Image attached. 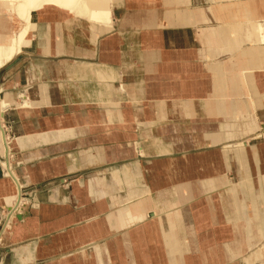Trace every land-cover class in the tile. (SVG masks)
I'll return each mask as SVG.
<instances>
[{
  "label": "crops",
  "instance_id": "1",
  "mask_svg": "<svg viewBox=\"0 0 264 264\" xmlns=\"http://www.w3.org/2000/svg\"><path fill=\"white\" fill-rule=\"evenodd\" d=\"M108 14L110 29L35 13L0 66V98L29 104L2 111L27 207L0 264H260L264 55L242 16L195 0ZM12 195L0 174V212Z\"/></svg>",
  "mask_w": 264,
  "mask_h": 264
},
{
  "label": "bare ground",
  "instance_id": "2",
  "mask_svg": "<svg viewBox=\"0 0 264 264\" xmlns=\"http://www.w3.org/2000/svg\"><path fill=\"white\" fill-rule=\"evenodd\" d=\"M204 1H205L204 3L201 2L198 3V1L195 0V7L201 9V11H204L205 15L206 12L210 13V15H229L231 19H234L235 17L241 15L243 21L240 22L241 24L236 25L235 31L236 32L242 31V34L245 37V40L242 43L246 42L249 49L260 48L259 50H261L262 55H264L263 52L264 51V16H263L264 0H204ZM204 5L206 7H204ZM49 8L65 11L66 13H68V15H73L74 17H82L83 19H86L87 22L88 21L92 22V24L99 23L102 24L103 27L105 28L108 29L111 28V19L109 20V18L111 17H109L108 13L112 11V0H0V15H10V19L8 21V27L4 25L7 30L6 34L0 35V66L4 64V61L12 60V58L15 55L19 54L22 51V48H25L27 47V45H29L30 43L29 33H31L33 29H35V24L32 22L31 19L33 14L41 11H45L46 9ZM217 11H219L220 13ZM232 52L234 55L235 53L234 49ZM258 54L261 58H263L260 53ZM244 55L247 54L245 53ZM248 55H250V53H248ZM244 59L246 58L244 57ZM18 97L20 98L21 96L19 95ZM18 101L19 103H17ZM28 105L29 104L24 100L22 101L16 100L12 104H8L0 98V123L2 122L3 119L2 117L3 109L9 107L12 109H17V108L27 109ZM250 107L252 108V104H250ZM1 127L2 126L0 125V133L2 132ZM1 135H0V148H1L0 150L1 153L2 152L5 153L6 151L12 149V144L14 141L11 139H10L11 141L10 140L7 141L3 137V135L2 136ZM251 139L253 140L264 139V134H262V132L255 133L253 134ZM1 142L3 144H1ZM7 156L9 158V155ZM0 165L2 167V170H0L1 172L0 174L2 175L3 178L7 180L9 178L8 181L13 188V195L11 199L14 198L13 201H15V204L12 205L11 207L12 210L10 209L11 211L7 219L5 220L4 226H2L3 229L0 230V238H1L2 235L4 234L3 231H5L10 226L12 218L15 217V212L18 208L17 207L18 203H22L23 200L21 193V185L17 182V179L13 175L12 171L9 169L7 163L0 162ZM11 199L8 202L9 204L13 202ZM259 255L260 257L264 256V247L260 249ZM260 264H264V259L262 258L260 259Z\"/></svg>",
  "mask_w": 264,
  "mask_h": 264
},
{
  "label": "rangeland",
  "instance_id": "3",
  "mask_svg": "<svg viewBox=\"0 0 264 264\" xmlns=\"http://www.w3.org/2000/svg\"><path fill=\"white\" fill-rule=\"evenodd\" d=\"M195 9H198V8H196L195 7ZM6 12V11H5ZM217 12H219V11H217ZM196 13V12H195ZM220 13V12H219ZM6 16V27H8V21H9V19H10V15H5ZM8 29V28H7ZM6 109V108H5ZM3 117V116H2ZM258 124L259 125H261L260 126V129H263V134H264V126L262 125L263 123L261 122V123H259L258 122ZM0 125L2 126L1 127V133H2V135H3V137L8 141V140H14V138H12L13 136H12V133H11V131H10V129H9V126H8V124L4 121V119H2V122L0 123ZM3 129V130H2ZM1 133H0V135H1ZM1 135V136H2ZM6 136V137H5ZM10 140V141H11ZM1 144H3L2 142H1ZM233 145V143H230V144H227V146H232ZM230 151H231V149H230ZM4 154V155H3ZM7 155H9V158H8V156ZM7 156V157H6ZM3 157V158H2ZM7 158V159H6ZM9 160V161H8ZM0 162H3V163H7V165H8V167H9V169L12 171V173L14 174V166H16L17 164H15L14 163V153H13V149H10L9 151H6L5 153H0ZM10 164V165H9ZM0 170H2V167H1V165H0ZM15 176V175H14ZM8 180H9V178H8ZM66 185H67V183H66ZM262 196H261V199H259L260 201L262 200V197H263V194H264V186H262V187H260V192H259ZM23 197H22V203H18V208H17V210H16V212H15V217L14 218H12V220H11V224H10V226L5 230V231H3L4 232V234L2 235V237L0 238V246L3 244V242L5 241V235L8 233V231H9V229H10V227H11V225H12V223H14L15 221H17L20 217H22L24 214H25V209H26V207H27V203L24 201V199L23 198H25L26 196L25 195H22ZM11 199V198H10ZM10 199L8 200V202L10 201ZM12 201L14 200V198H12L11 199ZM13 203V204H12ZM11 203V206L10 207H7V208H4L3 210H1V223H0V230L1 229H3L2 228V226H4V223H5V220L7 219V217H8V215H9V213H10V211L12 210V205H14L15 204V201H13ZM20 204V205H19ZM11 209V210H10ZM260 220V223H262L263 224V227H264V206H263V211H262V216H261V218L259 219ZM0 250H1V247H0Z\"/></svg>",
  "mask_w": 264,
  "mask_h": 264
}]
</instances>
